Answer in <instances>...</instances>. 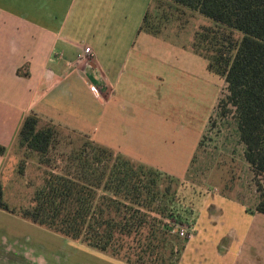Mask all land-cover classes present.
<instances>
[{"label":"crops","instance_id":"1","mask_svg":"<svg viewBox=\"0 0 264 264\" xmlns=\"http://www.w3.org/2000/svg\"><path fill=\"white\" fill-rule=\"evenodd\" d=\"M161 1L0 0V180L30 114L162 173L186 171L207 125L199 135L178 133L187 116L183 56L162 33L178 13H191ZM86 47L92 53L79 60ZM241 210L237 229L214 236L201 233L199 212L179 264H264V214ZM49 232L55 239L48 247L37 240L43 252L1 236L0 264H55L51 253H68L71 242ZM78 246L88 252L74 255V264H128Z\"/></svg>","mask_w":264,"mask_h":264},{"label":"trees","instance_id":"2","mask_svg":"<svg viewBox=\"0 0 264 264\" xmlns=\"http://www.w3.org/2000/svg\"><path fill=\"white\" fill-rule=\"evenodd\" d=\"M162 2L215 22L196 32L192 49L224 78L216 108L236 123L244 145L256 193L247 211L264 214V0ZM222 35L234 43L221 50L225 62L208 50ZM57 133L36 114L25 117L18 140L41 156L46 170L27 207H11L0 183V209L128 264H178L186 244L175 232L181 220L169 184L174 178L91 140L65 150Z\"/></svg>","mask_w":264,"mask_h":264},{"label":"rangeland","instance_id":"3","mask_svg":"<svg viewBox=\"0 0 264 264\" xmlns=\"http://www.w3.org/2000/svg\"><path fill=\"white\" fill-rule=\"evenodd\" d=\"M188 12L191 14H186L185 11L182 14L178 13L176 18L167 22L168 27L162 33L163 37H167V42L177 45V51L181 50L183 56L181 92L184 104L187 105V116L178 133L182 136L187 132L199 135L205 124L207 125L198 148L188 161L186 171L181 176L169 175L174 178L169 180V184L175 191V209L181 220L175 232L182 245L194 235L192 223L200 218L199 212H204L205 218V226H202L201 233H210L214 236L233 228L237 229L243 222L241 207L247 209L256 201L252 172L243 156L244 145L240 142L236 123L230 117L224 118L220 109L215 107L224 86V78L215 73H206L208 60L191 51L196 32L204 27L213 26L215 22L201 13ZM238 36L232 35L231 40H236ZM228 43L229 40L226 41L223 35L219 41L215 36L208 44V50L213 57L225 62L220 54ZM233 44L229 43L228 46ZM228 55L229 53L226 56ZM57 140L61 146L66 147L65 150L70 151L91 139L74 130L59 127ZM40 159L38 153L23 146L20 140H17L12 147L0 180L4 189V199L11 207H27L31 204L35 188L41 185L42 174L46 170L45 166L40 165ZM183 166L184 163L178 166V173ZM212 203L218 206L216 211ZM209 217L212 220H209ZM38 226L24 223L23 218L18 215L0 209V237L3 236L11 241L22 240L29 247L43 252L46 249H43L37 240L40 239V242L48 247L55 238L52 237L54 233L49 232L50 230L47 231L48 229L45 228L44 232L39 229L41 226ZM182 227L186 230L183 236L179 233ZM70 242L68 253L65 251L51 253L55 264H74V255L81 257L82 252H88L83 251L84 249H81L76 241L70 240Z\"/></svg>","mask_w":264,"mask_h":264},{"label":"built area","instance_id":"4","mask_svg":"<svg viewBox=\"0 0 264 264\" xmlns=\"http://www.w3.org/2000/svg\"><path fill=\"white\" fill-rule=\"evenodd\" d=\"M91 53H92L91 48H90V47H86L85 50H84V54L80 55L79 60H82V58L88 56V55L91 54ZM92 88H93V90H94L95 92H97V88H95L94 86H93ZM179 233L183 236V235L186 234V230L182 227V228L180 229Z\"/></svg>","mask_w":264,"mask_h":264}]
</instances>
